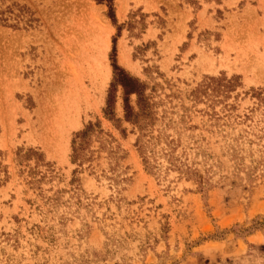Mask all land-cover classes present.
Instances as JSON below:
<instances>
[{
  "label": "rangeland",
  "instance_id": "rangeland-1",
  "mask_svg": "<svg viewBox=\"0 0 264 264\" xmlns=\"http://www.w3.org/2000/svg\"><path fill=\"white\" fill-rule=\"evenodd\" d=\"M0 264H264V0H0Z\"/></svg>",
  "mask_w": 264,
  "mask_h": 264
},
{
  "label": "trees",
  "instance_id": "trees-1",
  "mask_svg": "<svg viewBox=\"0 0 264 264\" xmlns=\"http://www.w3.org/2000/svg\"><path fill=\"white\" fill-rule=\"evenodd\" d=\"M110 18L113 22H115V16L113 13V9L109 6ZM113 53H115V47H113ZM114 79L111 86V90L108 93L106 108H105V116L108 119L114 118V97H113V89L120 88L123 95V107L125 112V120L129 123L139 124L140 119L143 117H147L150 115L149 113V103L145 96L146 85L142 83L139 79L129 75L127 72L119 68L115 61L112 62ZM135 96L136 98V110L134 111L132 107H130L129 99L130 97ZM92 126L90 125L87 130L78 134V137L82 141H84L85 136L87 135L88 129ZM74 145V143H73Z\"/></svg>",
  "mask_w": 264,
  "mask_h": 264
},
{
  "label": "bare ground",
  "instance_id": "bare-ground-1",
  "mask_svg": "<svg viewBox=\"0 0 264 264\" xmlns=\"http://www.w3.org/2000/svg\"><path fill=\"white\" fill-rule=\"evenodd\" d=\"M59 121H60V120H59ZM47 122H48V121H47ZM45 123H46V122H45ZM45 123H44V124H45ZM50 124H51V123H50ZM51 126H52V124H51ZM56 126H57V125H56ZM58 126H59V125H58ZM58 126H57V127H58ZM47 127H48V126H47ZM52 127H53V126H52ZM50 130H51V132H52V131L54 130V127H53V129L50 127ZM54 131H55V130H54ZM44 132H45V131H44ZM49 143H50V142H49Z\"/></svg>",
  "mask_w": 264,
  "mask_h": 264
}]
</instances>
